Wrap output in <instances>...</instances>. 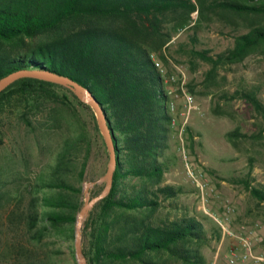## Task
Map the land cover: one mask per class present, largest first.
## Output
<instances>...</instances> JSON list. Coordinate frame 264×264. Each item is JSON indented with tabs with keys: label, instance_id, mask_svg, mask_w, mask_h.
I'll use <instances>...</instances> for the list:
<instances>
[{
	"label": "trees",
	"instance_id": "1",
	"mask_svg": "<svg viewBox=\"0 0 264 264\" xmlns=\"http://www.w3.org/2000/svg\"><path fill=\"white\" fill-rule=\"evenodd\" d=\"M213 18L247 30L216 58L208 50L193 53L212 65L208 81L220 65L264 56V0H0V80L18 71L68 77L93 93L112 132L117 167L110 194L85 223L87 264H206L201 221L157 217L164 202L177 208L182 189L165 185L174 115L156 59L168 62L165 51L181 29L196 31ZM230 99L246 100L264 119L255 93L237 91ZM6 110L39 148L63 135L47 173L26 188L32 194L27 232L40 242L45 231L66 227L74 238L93 147L107 151L93 109L65 87L22 78L0 93V119ZM0 132L2 148L8 136ZM247 136L227 135L233 144ZM241 183L263 207L264 185L249 177Z\"/></svg>",
	"mask_w": 264,
	"mask_h": 264
},
{
	"label": "rangeland",
	"instance_id": "2",
	"mask_svg": "<svg viewBox=\"0 0 264 264\" xmlns=\"http://www.w3.org/2000/svg\"><path fill=\"white\" fill-rule=\"evenodd\" d=\"M246 30L217 18L203 21L196 31L181 29L165 51L168 62L159 60L168 73L167 90L178 89L180 95L186 90L194 102L184 120L186 131L173 127L170 156L174 159L165 175V185L181 188L182 193L174 202L177 208L164 202L157 217L171 213L172 218L189 216L201 221L208 237L201 247L206 264H230V250L234 247L239 251L246 237L252 241L247 264H264V206L257 207L241 183L249 177L254 186L264 185V119L246 100L230 99L237 91L253 92L264 103V56L256 53L243 63L220 65L208 81L212 65L193 55L195 51L208 50L216 58L232 48L235 37ZM171 76L176 77L175 83ZM176 104L182 109L181 96ZM1 130L8 137L0 148V264L30 260L78 264L75 237L70 238L66 227L45 231L42 241L36 242L26 224L32 197L26 188L47 173L63 135L53 134L39 148L34 137L17 122L16 115L7 110L0 119ZM236 130L248 136L237 137L233 144L227 135ZM181 147L187 151L188 162L183 159ZM108 163V150L94 146L83 185V203L89 184L91 198L104 189L105 184L98 181L105 176ZM86 233L83 228V253L89 243Z\"/></svg>",
	"mask_w": 264,
	"mask_h": 264
},
{
	"label": "water",
	"instance_id": "3",
	"mask_svg": "<svg viewBox=\"0 0 264 264\" xmlns=\"http://www.w3.org/2000/svg\"><path fill=\"white\" fill-rule=\"evenodd\" d=\"M22 78H33L43 80L65 87L72 91L82 103L89 105L95 113L99 130L103 135L107 150L109 152V163L106 174L103 178L98 181V183L100 184H105L104 189L99 195L94 198H91L89 195V188L91 187V184L87 186L86 200L78 214L77 219L75 248L78 258V264H87V259L84 256L82 250L84 224L93 208L98 203L106 199L110 194L113 186L114 173L117 167L116 148L114 145L112 132L108 126L107 117L98 100L88 88L82 86L78 82L68 77L61 76L51 71H18L11 73L0 80V93H2L10 85Z\"/></svg>",
	"mask_w": 264,
	"mask_h": 264
},
{
	"label": "built area",
	"instance_id": "4",
	"mask_svg": "<svg viewBox=\"0 0 264 264\" xmlns=\"http://www.w3.org/2000/svg\"><path fill=\"white\" fill-rule=\"evenodd\" d=\"M156 65L160 69L161 74L165 77V80H166V76L168 74L166 68L157 59H156ZM170 80L172 83H175L176 77L171 76ZM178 92H179L178 89H172V90L168 91L169 95L171 96L170 110L174 115L173 120H172V126L178 127V129H180V131L182 133H184L186 131V127L184 125V120L189 115V112L191 110V106L194 102V97L190 92H188L186 90H183L182 95H180ZM180 96L184 100V104H183L182 109H180L178 107V105L176 104L177 100L180 99ZM180 151L182 153L183 159L186 162H188L187 151L185 150V148L181 147ZM230 211H231V209L228 208L227 213H229ZM239 248H240L239 251H238V248H234V247L230 250V255H231V257L229 259L230 264H247L249 262V260L251 258L250 256H251V248H252L251 239L249 237L242 239L241 245Z\"/></svg>",
	"mask_w": 264,
	"mask_h": 264
}]
</instances>
